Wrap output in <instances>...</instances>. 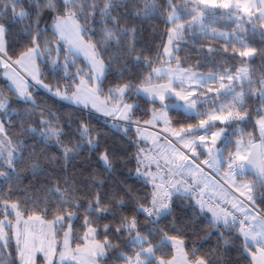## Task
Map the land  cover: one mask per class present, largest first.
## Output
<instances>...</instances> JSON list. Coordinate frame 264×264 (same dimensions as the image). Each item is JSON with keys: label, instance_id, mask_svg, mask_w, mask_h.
<instances>
[{"label": "snow or ice", "instance_id": "1", "mask_svg": "<svg viewBox=\"0 0 264 264\" xmlns=\"http://www.w3.org/2000/svg\"><path fill=\"white\" fill-rule=\"evenodd\" d=\"M257 58L264 0H0V264H264Z\"/></svg>", "mask_w": 264, "mask_h": 264}, {"label": "trees", "instance_id": "2", "mask_svg": "<svg viewBox=\"0 0 264 264\" xmlns=\"http://www.w3.org/2000/svg\"><path fill=\"white\" fill-rule=\"evenodd\" d=\"M44 0H41V3H43ZM153 24H155L157 26V32L158 33H162L164 30L165 25L163 24L162 20H156L152 22ZM145 31L143 33V41L144 42H150L152 40L155 41L156 44L160 43V35L157 34L154 37L150 36V33L152 32V27L149 26L148 23H145L144 25ZM164 39L166 40L167 37L165 36ZM139 47V45H138ZM185 53H181V55L183 56ZM253 67L256 71L257 74H259L260 72H264V66L261 65V61L259 60V58H257L254 62H253ZM201 71H207L206 68L201 69ZM3 84V81L0 80V85ZM246 131H253V129L251 128V126H249ZM25 184L28 183L27 180L24 181ZM39 190V185H37V191ZM186 203V201H182V200H177V203L175 205V210H176V215L178 217V219L180 220H184L190 217L191 213H190V209L184 208L182 207V205ZM206 224V220H204L203 217L199 218L196 220V222L192 225H189L190 228H194L196 231L199 232L200 236L202 237L204 235V233L202 231H200L201 228L204 227V225ZM216 243V239L215 236H213V238L211 240H208L207 242L203 243V248L205 250L210 249L212 247L215 246ZM189 246H191V243L189 244ZM12 251V249H6L5 252H10ZM0 257H2L3 259H5V261L8 259L7 256H5L4 252H0ZM108 264H121V262L116 258L115 254L113 253L108 260Z\"/></svg>", "mask_w": 264, "mask_h": 264}]
</instances>
